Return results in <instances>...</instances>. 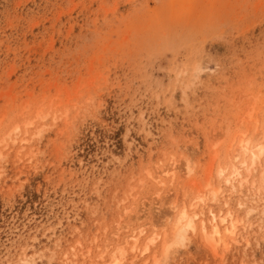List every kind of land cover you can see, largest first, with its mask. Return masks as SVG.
Masks as SVG:
<instances>
[{
	"label": "rangeland",
	"instance_id": "obj_1",
	"mask_svg": "<svg viewBox=\"0 0 264 264\" xmlns=\"http://www.w3.org/2000/svg\"><path fill=\"white\" fill-rule=\"evenodd\" d=\"M245 143L264 0H0V264H262L264 153L225 182ZM209 212L236 221L214 248Z\"/></svg>",
	"mask_w": 264,
	"mask_h": 264
},
{
	"label": "bare ground",
	"instance_id": "obj_2",
	"mask_svg": "<svg viewBox=\"0 0 264 264\" xmlns=\"http://www.w3.org/2000/svg\"><path fill=\"white\" fill-rule=\"evenodd\" d=\"M244 155L248 156L249 164L246 165V160L243 159L238 160V156L233 157V162L231 163V172L228 178L225 180L226 184L230 185L232 189L235 188L237 184L239 187L243 186V182H245L246 177L242 174L243 171L249 173L250 167H252L260 158V156L264 153V147L260 145L254 147H248L247 143L244 146H241ZM247 159V160H248ZM248 162V161H247ZM172 166V165H170ZM177 168V167H176ZM171 169V168H170ZM174 169V168H173ZM162 171V170H161ZM172 171V170H169ZM225 170H220V174H222ZM168 172V171H167ZM166 171H162L161 173L166 174ZM262 173V177H263ZM263 185H264V177H263ZM239 192V191H238ZM196 217V216H195ZM210 217V233L207 234L206 228L202 222L201 230L204 236L205 242L208 243L209 247L214 248V239L224 241L226 238H231L235 234L236 230V221L232 218L231 214H226L223 217L215 215L213 212H209ZM185 222V223H184ZM175 228H173L176 232V237L181 239L186 233L188 229H194V220L193 218L189 217L184 210H182L176 221H175ZM140 236L141 232H132L131 235L128 237L134 240V243L137 241L135 235ZM127 240V239H125ZM217 242V241H216ZM126 243V242H125ZM146 251V248L144 252ZM118 263V262H117Z\"/></svg>",
	"mask_w": 264,
	"mask_h": 264
},
{
	"label": "snow or ice",
	"instance_id": "obj_3",
	"mask_svg": "<svg viewBox=\"0 0 264 264\" xmlns=\"http://www.w3.org/2000/svg\"><path fill=\"white\" fill-rule=\"evenodd\" d=\"M262 264H264V261H262Z\"/></svg>",
	"mask_w": 264,
	"mask_h": 264
}]
</instances>
